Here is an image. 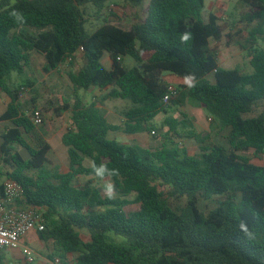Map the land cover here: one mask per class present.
I'll use <instances>...</instances> for the list:
<instances>
[{"label": "trees", "instance_id": "trees-1", "mask_svg": "<svg viewBox=\"0 0 264 264\" xmlns=\"http://www.w3.org/2000/svg\"><path fill=\"white\" fill-rule=\"evenodd\" d=\"M111 1L0 0V90L9 98L0 121L12 123L2 133L0 157L7 177L23 185L27 204L45 209L46 230L39 240L52 244L51 260L72 254L75 264H264V166L241 154L254 150L257 157L264 155V48L257 45L264 38V0L239 1L251 10L245 20L259 21L247 40L250 46L240 45L250 51L252 73L220 66L211 40L232 35L225 34L217 14L204 20L205 0H124L126 16L135 8L143 10L130 29L104 18L90 30V9L100 18ZM13 10L23 13V24L10 15ZM185 32L191 39L182 42ZM79 53L78 69L68 73L73 100H56L54 109L57 117L71 113L72 126L62 136L70 158L63 173L48 166L49 143L34 147L28 140L37 129L28 107L36 106L21 96L34 81L18 87L10 81L14 73L24 74L33 54L44 57V72L50 73L69 58L75 64ZM105 53L111 69L102 63ZM119 56L131 57L136 66L126 69ZM165 74L195 75V86L180 91L178 101L204 107L213 131H229L228 147L207 145L211 136L193 130L185 137L200 144L199 153L174 142L192 123L183 113L182 119L169 117L170 105L163 103L169 85ZM212 74L213 82L208 79ZM95 89L102 94L91 104L79 94ZM114 100L131 102L122 112V126L102 113L101 106ZM161 119L160 130L167 131L157 149L110 138L115 132L156 131ZM86 159L92 165L86 166ZM102 164L119 174L98 177L93 165ZM79 177H89L92 184L77 186ZM104 179L114 182L113 198L93 183ZM217 196L223 200L215 209L200 210L201 198ZM179 197L186 204L177 211L169 199ZM132 204L138 208L128 212ZM81 230L90 232L89 241ZM5 261L0 250V264Z\"/></svg>", "mask_w": 264, "mask_h": 264}, {"label": "rangeland", "instance_id": "rangeland-1", "mask_svg": "<svg viewBox=\"0 0 264 264\" xmlns=\"http://www.w3.org/2000/svg\"><path fill=\"white\" fill-rule=\"evenodd\" d=\"M11 1L14 3L17 0ZM239 1L240 0H205L203 17L205 21H208V17L211 13L217 14L220 18V24L225 29V34L232 35V38L224 37L220 42L211 40V47L218 51L220 66L226 69L237 68L245 73H252L253 69L250 66V51L249 49L243 50L240 45H247V47L250 46L247 44V40L250 37V32L258 26L259 21L255 20L252 23L247 22L244 17L250 13L251 10L248 7H242L239 5ZM124 3V0L111 1L109 3V7L103 12L100 18L96 15V12L93 9H90L92 16L88 18L87 27L90 30H94L96 26L98 27L101 25L104 18H106L108 21L116 23L125 29H130L132 23L135 20V16L139 15L141 17L143 10L140 8H135L132 10V16H126ZM111 4L115 5L113 9H110ZM257 45L259 48H264L263 37L260 36ZM80 60H82V53L78 55V60L75 61V64H72V62L67 60L58 69L50 73H45L43 69L45 65L44 57L38 54H33L32 63L28 68H26L24 74L19 75L14 73L10 81V84L13 87L24 85L27 79L34 81L32 87H27L24 93L23 102H29V106H32L31 102L33 100L35 102L36 108H40L43 111L45 123L42 126L37 127L36 131L28 136V140L34 147H39L44 143H49L52 147V150L48 156V166H57L63 173H66L69 170L70 158L68 154V148L63 144L62 136L66 133L68 128L72 126L71 113L67 112L62 117H57L54 109L56 106V100L61 101L62 98L67 101L73 100L74 86L70 81L68 73L78 69ZM108 60L109 54L105 53L102 63L106 68L108 67ZM123 66L129 70L136 66V62L131 57L127 56L123 60ZM165 75L164 79L169 84L175 85L181 91V94L187 90L188 86L184 82V79L173 75ZM208 79L213 82L215 76L212 74L208 76ZM98 93L100 94V92ZM79 94L88 104H91L94 100L93 91H81ZM0 98L2 100L0 112H2L5 109L3 101L6 100V94L0 92ZM178 99H181V95L169 104V117L182 119L183 113L187 115V119L190 120L192 124H189V127L186 130H180V132L183 134V137L175 138V143L180 145L181 148L189 150L192 154L199 153L200 144H198L194 139L185 137V135H187L190 130H193L202 135L209 134L211 136V139L206 143L207 145H221L228 147L226 143V138L229 134L228 130L213 131L211 128V118L204 107L194 106L187 99H182V103H180ZM51 102L54 106L53 108L48 109V106ZM130 103L131 102L128 100H114L113 102H108L106 107L102 109L106 113H113L109 117L110 122L122 126L123 117L119 115L118 112L121 110L123 112V110L130 106ZM28 108L30 109L28 111H31V108ZM257 114L258 113L254 114V116ZM163 120L164 119H161L155 122V127H157L156 135L152 134L153 131H151V129L150 131L139 135H129L124 134L123 132H115L110 135V138L115 139L122 144H138L146 148L157 149L159 146H161V143L163 142V136L167 131V128L160 130ZM11 127L12 123L10 121H0V147L3 144L2 133ZM45 127L48 128V131L45 130ZM18 150L25 159L30 158L28 152L24 148L19 147ZM241 154L251 159L253 163L264 166V155L257 157L254 150L243 152ZM85 165H92V161L90 159H86ZM7 171L8 169L4 166L3 162L0 161V184L3 182V176L7 177ZM6 179H4V181ZM91 181L92 180H90L89 177H79L75 184L79 187H86L92 184ZM108 182L114 184L112 179H104L97 182L93 180V183L99 186L103 195H105L104 187ZM116 195L117 194L115 191L114 196ZM135 197V195L129 197L130 201H134ZM220 200H223V197L217 196L213 200L201 198L199 204L200 210L204 213H209L218 206ZM169 203L173 209L178 211L185 206L186 198H170ZM137 208V204H132L128 206L126 210L130 212L136 210ZM80 233L84 241L90 240L91 236L89 231L81 230ZM29 244L35 248L39 255L37 262L34 264H51L50 255L52 254L53 250L51 243H43L39 240L38 236H31L29 239ZM13 253L8 252L6 254V259L8 261L14 262Z\"/></svg>", "mask_w": 264, "mask_h": 264}, {"label": "built area", "instance_id": "built-area-1", "mask_svg": "<svg viewBox=\"0 0 264 264\" xmlns=\"http://www.w3.org/2000/svg\"><path fill=\"white\" fill-rule=\"evenodd\" d=\"M114 7V4L110 5V9ZM122 60L123 58L119 56L118 61ZM68 61L72 62V59L69 58ZM179 96L180 90L175 85L169 84L163 103L168 105ZM23 97L24 94L21 96L22 100ZM27 115L37 127L45 123V116L40 108L28 111ZM152 134L156 135V131ZM46 224L45 209L27 204L23 185L7 178L0 192V250L6 254L20 251L25 264H34L39 255L29 244V239L45 231ZM5 264L16 263L6 259ZM52 264H75L74 256L72 254H68L66 258L55 256Z\"/></svg>", "mask_w": 264, "mask_h": 264}, {"label": "clouds", "instance_id": "clouds-1", "mask_svg": "<svg viewBox=\"0 0 264 264\" xmlns=\"http://www.w3.org/2000/svg\"><path fill=\"white\" fill-rule=\"evenodd\" d=\"M10 15L14 18V20L18 23L23 24L25 22V17L23 15V13L17 11V10H13ZM191 39V34L188 32H185L184 34H182L181 36V41L182 42H187ZM184 82L187 84L188 87H194L195 86V75L194 74H189L187 76L184 77ZM93 170L95 172V174L98 177H105V175L107 176H115L118 175V169H111L109 170L106 165H100L99 167H96L95 165H93ZM115 193V185L111 182L106 183L105 187H104V194L108 197V198H113ZM240 228L241 230L247 232V226L245 223L241 222L240 224Z\"/></svg>", "mask_w": 264, "mask_h": 264}, {"label": "crops", "instance_id": "crops-1", "mask_svg": "<svg viewBox=\"0 0 264 264\" xmlns=\"http://www.w3.org/2000/svg\"><path fill=\"white\" fill-rule=\"evenodd\" d=\"M104 57V56H103ZM112 60H111V58H110V56H109V60H108V67H107V69H111L112 68ZM220 64V63H219ZM166 75H171V74H166ZM165 75V76H166ZM173 76H175V75H173ZM176 77H178V76H176ZM178 78H180V77H178ZM183 79V78H182ZM0 92H2L1 90H0ZM81 92V91H80ZM98 92H100V94L98 93ZM102 94V92L99 90V89H95L94 91H93V96H94V99L96 98V97H98V96H100ZM2 100H1V98H0V102H1ZM108 102H113V101H107L105 104H104V106H101L102 108H104V107H106V104L108 103ZM9 103V98L7 97V95H6V100L5 101H3V105H4V107H5V109L2 111V112H0V117L4 114V112L6 111V109H7V104ZM2 104V102L0 103V105ZM117 110V109H116ZM102 113L104 114V116L108 119V121L110 120L109 119V117L113 114V113H111V112H109V113H106V112H104V110L102 109ZM106 113V114H105ZM119 113V115H121L122 116V110L120 111V112H118ZM117 114V113H116ZM123 117V116H122ZM124 121V118H123V120H122V122ZM110 122V121H109ZM112 123V122H111ZM114 124V123H113ZM136 135H139V134H136ZM0 161H2L1 160V157H0ZM4 178H3V182L0 184V192H1V190H2V187H3V184H4V179H6L7 177L6 176H3ZM13 253V252H12ZM13 258H14V263H16V264H25L24 263V260L22 259V255H21V252L20 251H14V253H13ZM51 264H52V260H51Z\"/></svg>", "mask_w": 264, "mask_h": 264}]
</instances>
